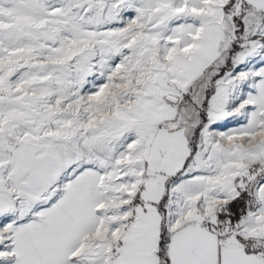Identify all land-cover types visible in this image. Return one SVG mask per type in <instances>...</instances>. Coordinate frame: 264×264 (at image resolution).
Listing matches in <instances>:
<instances>
[{
    "label": "snow or ice",
    "instance_id": "snow-or-ice-1",
    "mask_svg": "<svg viewBox=\"0 0 264 264\" xmlns=\"http://www.w3.org/2000/svg\"><path fill=\"white\" fill-rule=\"evenodd\" d=\"M0 264H264V0H0Z\"/></svg>",
    "mask_w": 264,
    "mask_h": 264
}]
</instances>
